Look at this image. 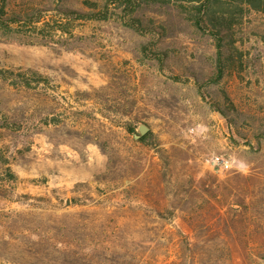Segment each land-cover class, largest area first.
<instances>
[{
  "label": "rangeland",
  "instance_id": "374dc122",
  "mask_svg": "<svg viewBox=\"0 0 264 264\" xmlns=\"http://www.w3.org/2000/svg\"><path fill=\"white\" fill-rule=\"evenodd\" d=\"M192 11L7 0L0 264H264V12L228 14L219 78Z\"/></svg>",
  "mask_w": 264,
  "mask_h": 264
},
{
  "label": "trees",
  "instance_id": "16d2710c",
  "mask_svg": "<svg viewBox=\"0 0 264 264\" xmlns=\"http://www.w3.org/2000/svg\"><path fill=\"white\" fill-rule=\"evenodd\" d=\"M163 1V0H159ZM176 3L188 4L193 11V21L195 25L203 30V26L208 22L211 35L217 42L219 78L224 75L226 62L231 59L226 58L223 48L224 31H232L233 20L228 14H233V9L249 6L255 11L264 12V0H167ZM7 0H0V24L4 23L7 15ZM83 16V15H82ZM225 65V67H224ZM5 72H2L4 75ZM5 76V75H4ZM6 77V76H5ZM23 77V74H20Z\"/></svg>",
  "mask_w": 264,
  "mask_h": 264
},
{
  "label": "built area",
  "instance_id": "2783aa9c",
  "mask_svg": "<svg viewBox=\"0 0 264 264\" xmlns=\"http://www.w3.org/2000/svg\"><path fill=\"white\" fill-rule=\"evenodd\" d=\"M214 166L219 168V169H228L230 168V161L227 159H223V158H216L213 162Z\"/></svg>",
  "mask_w": 264,
  "mask_h": 264
},
{
  "label": "water",
  "instance_id": "95a60500",
  "mask_svg": "<svg viewBox=\"0 0 264 264\" xmlns=\"http://www.w3.org/2000/svg\"><path fill=\"white\" fill-rule=\"evenodd\" d=\"M149 132V128L147 127V126H145V125H142L141 127H140V133H141V135H146L147 133Z\"/></svg>",
  "mask_w": 264,
  "mask_h": 264
}]
</instances>
